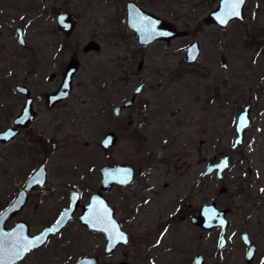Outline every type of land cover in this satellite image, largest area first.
Masks as SVG:
<instances>
[{"label": "rangeland", "instance_id": "1", "mask_svg": "<svg viewBox=\"0 0 264 264\" xmlns=\"http://www.w3.org/2000/svg\"><path fill=\"white\" fill-rule=\"evenodd\" d=\"M128 1L185 35L139 44L126 25ZM219 1L0 0V5H7L6 19L0 22V130L23 103L14 89L16 83H25L38 98L37 117L30 126L36 139L23 131L8 144L0 142V211L45 160L37 140L51 139L55 147L47 159V185L58 186L55 192L32 193L17 217L28 222L31 232L67 204L61 199L68 193L67 181L96 189L103 165L124 162L143 168L149 162L153 164L149 176L162 188L163 197L141 207L145 213L140 228L133 229V235L139 236L136 241H143L144 233L147 243L153 241V219L163 209L166 215L178 216L183 209L192 213L213 200L220 209H228L227 246L219 256V229L172 222L161 251L169 262H161L155 254L153 264H192L197 253L205 256V264H248L240 241L242 230L257 247L250 264H264V0H247L245 19L233 20L225 29L205 22ZM60 11L77 20L67 38L56 27ZM18 26L24 30L26 48L17 42ZM89 41L99 49L83 52ZM193 41L199 43L200 55L189 64L181 49ZM71 58L79 67L71 79L70 95L47 107L45 96L56 90ZM51 71L57 78L48 84ZM140 84L144 86L135 104L114 117L113 107L128 100ZM247 104L251 126L243 144L232 150L236 117ZM141 113L145 120L139 128L127 125L130 119L138 121ZM108 131L116 133L117 141L105 153L98 143ZM224 154L230 159L225 178L202 179L206 165ZM221 188L226 191L218 193ZM123 192L129 191L115 187L106 193L116 214L120 205L131 208L129 201H120ZM74 234L82 235L84 242L99 241L75 226L64 240H72Z\"/></svg>", "mask_w": 264, "mask_h": 264}, {"label": "water", "instance_id": "2", "mask_svg": "<svg viewBox=\"0 0 264 264\" xmlns=\"http://www.w3.org/2000/svg\"><path fill=\"white\" fill-rule=\"evenodd\" d=\"M247 0L239 7V16H228L230 11V4L233 0H220L216 8L209 12L205 18L206 23L215 24L220 29H225L229 22L233 20L243 21L245 19L244 6ZM126 10V25L129 30L133 31L139 44L148 45L156 40L169 41L176 37L185 35V32L177 31L174 29L170 22L164 21L144 10L137 3L128 1L125 4ZM226 20V23H221ZM58 27L61 32L66 35L71 34L76 26V19L67 12H61L57 16ZM18 40L21 44H25L22 39L21 29H17ZM99 45L90 41L83 47L84 52L90 50L97 51ZM185 55L186 62L192 64L200 55V46L197 41H193L188 46L181 49ZM221 66L223 69L227 68V60L221 56ZM78 62L71 60L64 75L63 83L59 89L54 100L66 98L71 88V76L77 69ZM142 85L137 86L131 98L124 103V105L114 109L115 115L120 114V110L129 107L133 104L136 95L141 91ZM29 100L25 105L28 109ZM25 112L23 111V114ZM175 111L172 112L174 114ZM32 118L31 113L25 116L23 121H17V124H25ZM250 106H244L243 110L238 114L235 123V137L232 143V148L240 145L246 131L250 128ZM8 137V131L0 132V142H5ZM116 135L113 132L107 133L101 141V147L105 150L113 146L116 142ZM107 141V143H106ZM226 162V166H225ZM229 168L228 155H223L218 162L210 164L204 171L203 176H206L214 171L217 177L222 180L225 178V171ZM101 181L99 191L91 195L87 205L83 206L82 214L79 217L80 222L90 228L99 230L106 235L108 244L107 250L110 251L115 248L119 242H127L124 232L119 229V224L113 216V208L109 205L102 192H109L114 186L129 184L133 179V169L126 163H118L114 166H104L100 170ZM46 179V170L44 165H40L33 174L26 180L24 187L18 192L14 201L2 211H0V264H15L26 253L38 248L47 241L50 235L57 233L60 229L68 225L71 220V212L76 208L75 200H72L70 207L62 212L59 219L50 227L43 229L40 233L30 236L28 233L27 224L23 221H17L12 227L7 228L6 222L19 212L27 201V192L35 186H43ZM226 191L221 188L220 192ZM228 209L218 208L214 202L205 203L201 206L198 216H192L191 222L200 226L204 230L212 228H219L217 250L222 251L227 244L226 233L228 228L227 215ZM241 243L245 247L246 258L245 261L250 264L255 256V246L246 231L240 233ZM35 245V246H34ZM194 264H205V258L202 255H197L194 258Z\"/></svg>", "mask_w": 264, "mask_h": 264}, {"label": "flooded vegetation", "instance_id": "3", "mask_svg": "<svg viewBox=\"0 0 264 264\" xmlns=\"http://www.w3.org/2000/svg\"><path fill=\"white\" fill-rule=\"evenodd\" d=\"M1 5H2V7H0V8L2 11L0 12V22L4 21L6 19L4 17H6V10H7L6 9L7 5H5L4 7H3V4H1ZM61 12H66V11H60L59 13H61ZM59 13H57L56 17H55L56 27H57V30L67 38L72 34L73 31L71 32V34L66 35L59 30L58 22H57V16L59 15ZM67 13H69V12H67ZM76 22H77V20H76ZM19 28L21 29L22 39H23L25 44H21L18 40L19 36L17 33V29H19ZM15 32H16L17 42L20 44L21 47L26 48L27 44H26V41L24 38L23 28L21 26H18V27H16ZM83 47H82V51H83ZM71 60H74V59L71 58L67 62L66 68L62 72L61 82L57 86L56 90L46 94L45 105L47 107L54 106L55 104H58V102L63 101L69 97L70 92L72 90V87L70 88L69 93H68L66 98L57 99V100H54V98H53L57 94H59V89L63 83L64 75H65L66 70L68 68V64ZM78 67H79V63H78ZM78 67H77V69H78ZM76 70L73 72V74L76 72ZM12 73H13L12 71H9V74H12ZM73 74L71 76V79L73 77ZM56 78H57V73L55 71H51L48 75V78H47L48 84L54 83ZM70 85H71V82H70ZM140 85H142V88H143L144 85L143 84H140ZM14 89L17 92V94H19L23 98V103H22L18 112L11 114L12 118H11L10 124L8 126L4 127L2 130H0V132L8 131L9 139H7L4 142L6 144H8L12 139H14L17 135H19V133H21L23 131L27 132L28 137H31L32 139H36V137H37L34 134V132L32 131L30 126H32V123L35 121V119L37 117V111L35 109V102H37L38 98L35 96V94L32 93V91L29 89V87L25 83H16L14 85ZM134 89H133V91H134ZM133 91H132V93H133ZM132 93H131V95H132ZM139 93L136 95L133 104L129 107L122 108L120 110V114H118V115H115L114 109L116 107L124 105V103L131 98V95H130L129 99L126 100L122 105H115L112 109V113H113L114 117H116V118L119 117L124 109L132 107L135 104V102L137 101ZM28 100H29V105H28L29 107L27 109V108H25V105L27 104ZM23 111L25 112L24 114H23ZM29 112L32 115L31 120L28 121V119H27V121L23 125L17 124L18 120L23 121L25 116H29ZM236 119H237V117H236ZM144 120H145V115L143 113H141V117H140V119H138V121L133 122V120L130 119L128 121L127 125L130 127L132 126L133 129L136 127L139 128V124H143ZM235 123H236V121H235ZM109 132H113V131L106 132L103 135L102 139ZM113 133L116 135L115 132H113ZM34 136H36V137H34ZM116 137H117V135H116ZM234 137H235V135H234ZM244 138H245V136H244ZM102 139L99 141L98 144H99V147L103 150V152L106 153L115 144L113 146H111L110 148H108L107 150H105L100 145ZM233 140H234V138H233ZM233 140H232L231 145H230L232 150L236 149L238 146H240L244 142V140H243V142L240 145H237L235 148H232ZM116 141H117V139H116ZM37 143L41 147V150L44 154L43 156H44L45 160L42 161L32 171V173L25 179L22 187H20L17 190L16 194L13 196L11 201L4 208L8 207L14 201L18 192L24 187L26 180L33 174V172L40 165L45 166V170H46L45 183L43 186H40V187L35 186L34 188H32L30 191L27 192V201H26L25 205L23 206V208L19 212H17L13 217H11L6 222V227L10 228L13 226V224L15 222L23 221L27 224L29 235L34 236V235L40 233L43 229L48 228L51 225H53L59 219L62 212L64 210H66L68 207H70L72 200H75L74 204L76 205V208L71 212V220L67 226L60 229L57 233L50 235L44 244H42L38 248H35V249L31 250L30 252L26 253L25 256L23 258H21L15 264H153L154 263L153 257L155 254H157L156 257H158L159 260H161V262H163V260H167L169 262V259L164 258V256L161 254L162 253L161 251L164 250V247H163L164 243H162V239L164 238V235L167 232L166 230H168L170 224L172 222H176V223L180 222L181 224L186 223L191 227L192 226H196V227L198 226V225L191 222V217L192 216H198L201 206L205 203H201L200 206L198 207V209L195 207L196 210L195 209L193 210V212H195V214L193 212L188 213V212H186V211H188L187 209H183V210L179 211L178 216L172 215V214H169V215L167 214L168 217H170V219H167L168 217L164 213V209H163L162 213L157 214L153 219V222L155 224L153 231L156 232L153 241L151 243H147L146 234H148V233H144L142 235L143 241H141V242L136 241V239L139 238V236L133 235V229H135V228L139 229L140 228L139 225L142 224L140 221V218L141 217L143 218L144 213H145L144 209H142L141 207L143 205L149 204L152 201H159L163 197V194H162V188L160 187L158 189L159 185H157L156 183H152L151 177L149 176V174L151 173V170L153 169L152 163L151 164H149V162L144 163L145 166L143 168H139V167L137 168L135 166H132V165L126 163L129 166H131V168L133 169L132 181L129 184L114 186L113 188L119 187V191L126 190V189H127V191H129L127 194H125L123 192V194L121 196H119V199H120V201L121 200L129 201L131 208L130 209H124L120 205L119 214H116L115 210L113 209V216H114L115 220L118 222L119 229L121 230V232H124L126 239H127V242H125V243L119 242V244L116 245L114 249L108 251L107 250L108 241H107L106 235L102 232V230L99 231V230L90 229V228L84 226L80 222L79 217L82 214L83 206L88 204L91 195L93 193L99 191L100 181H101V175H100L101 168L104 166H114V165L118 164V163H116L114 165L113 164L112 165H103L102 167H100L98 169L99 184H98L96 189L95 188L94 189L84 188L81 184L77 183L76 181L75 182L67 181L65 183V187H69L68 193L66 195L63 194V197H61V199L63 201L65 200L67 202V204L65 206H63L61 209L55 210V213L52 216H50V217L48 216L49 218L47 217L42 222L43 225L41 226V228L38 231L31 232L28 222L25 219H17V217L26 208L27 204L29 203V200L31 199L32 193L36 192V194L39 195L41 193H46L48 191L51 192V191H54L55 188L58 186L57 184L53 185L51 187H49L47 185L48 184V175H49L48 169H47V162H48L47 159L49 158V156L54 151L53 149L55 147V143L51 139H47V140L46 139H40V140L38 139ZM224 155H226V154H224ZM228 158H229V156H228ZM219 159L217 161L208 163L206 165V167L204 168V170L200 174L202 179L205 177H215L217 180H220L217 177L216 171H214V172H212L206 176H203L204 171L207 168V166L210 164H214V163L218 162ZM119 163H124V162H119ZM229 166H230V159H229ZM167 171L169 172V170H167ZM80 175L82 176V174H80ZM162 187H166V184H163ZM112 189L110 191H112ZM131 189H135V194H133ZM106 193H108V192H102L103 196L107 200ZM218 193H220V189L218 190ZM107 202H108V200H107ZM212 202H214L216 205L215 200H213L209 203H212ZM146 217L150 218L149 215L145 216V218ZM186 218H189L188 223H187V221L185 222ZM73 226H75L76 229H78L81 233L88 234L89 236L97 237L99 239V241H95L94 243L84 242V241H82V235L79 236L77 234H74L71 236L72 240H69L70 239L69 237L67 239L68 241L64 240L66 237L65 236L66 233L70 229H72ZM198 227L201 228L200 226H198ZM213 229H219V228L215 227V228H212L210 230H213ZM202 230H204V229H202ZM74 236H77V238L75 239ZM218 236H219V234H218ZM249 238H250V236H249ZM240 241H241V239H240ZM217 245H218V243H217ZM217 245H216V256H219V254L226 247L222 251H218ZM226 246H227V244H226ZM254 246L256 249L255 250V255H256L257 247L255 244H254ZM243 247H244V245H243ZM154 250H156V253L154 252ZM244 252L246 253L245 247H244ZM197 255H202L205 258V256L203 254L197 253L192 257V264H194V258ZM33 257H35V258H33ZM245 258H246V254H245ZM254 258H255V256H254ZM205 263H206V258H205Z\"/></svg>", "mask_w": 264, "mask_h": 264}, {"label": "snow or ice", "instance_id": "4", "mask_svg": "<svg viewBox=\"0 0 264 264\" xmlns=\"http://www.w3.org/2000/svg\"><path fill=\"white\" fill-rule=\"evenodd\" d=\"M244 3V0H233V2L230 4V11L227 13V15L230 16H239L240 12H239V7L241 4ZM226 20H222L221 23H226ZM107 143V141H106ZM225 166H226V162H225ZM35 246V245H34Z\"/></svg>", "mask_w": 264, "mask_h": 264}]
</instances>
